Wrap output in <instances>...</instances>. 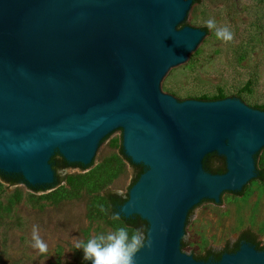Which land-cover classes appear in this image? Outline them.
<instances>
[{
    "label": "water",
    "instance_id": "95a60500",
    "mask_svg": "<svg viewBox=\"0 0 264 264\" xmlns=\"http://www.w3.org/2000/svg\"><path fill=\"white\" fill-rule=\"evenodd\" d=\"M190 4L0 0V172L52 185L50 159L92 168L122 132L123 154L145 168L118 208L147 224L151 247L136 264H264L246 242L218 261L183 250L195 211L256 185L264 153V111L165 94L207 41L188 26ZM210 154L224 159L223 174L203 169Z\"/></svg>",
    "mask_w": 264,
    "mask_h": 264
},
{
    "label": "rangeland",
    "instance_id": "374dc122",
    "mask_svg": "<svg viewBox=\"0 0 264 264\" xmlns=\"http://www.w3.org/2000/svg\"><path fill=\"white\" fill-rule=\"evenodd\" d=\"M190 7L194 16L188 26L204 31L207 41L192 65L172 75L165 94L181 101L222 92L249 107L263 105L264 0H191ZM210 18L218 27H229L234 39H218L205 24ZM121 135L103 143L92 168L55 171L59 179L73 177L70 183L35 192L0 179V264H80L83 252L75 249L74 238L87 241L125 225L110 219L104 199L108 193L125 197L134 179L133 167L121 154ZM223 162L211 158L208 164ZM258 169H264V153L258 155ZM34 225L48 245L46 254L32 247ZM247 233L264 245V182L240 195L228 194L221 207L209 202L197 209L183 250L192 257L229 252Z\"/></svg>",
    "mask_w": 264,
    "mask_h": 264
},
{
    "label": "clouds",
    "instance_id": "9594fccd",
    "mask_svg": "<svg viewBox=\"0 0 264 264\" xmlns=\"http://www.w3.org/2000/svg\"><path fill=\"white\" fill-rule=\"evenodd\" d=\"M209 30H214L218 39L230 42L234 39V33L227 26L218 27L215 19L205 22ZM100 210L106 211L103 206ZM112 221H121V213L115 211L111 214ZM32 247L40 254L48 251L47 243L39 234V227L32 228ZM76 250H82L83 260L91 261V264H136V256L142 249L151 247L150 237L145 236L141 228L130 229L127 225L92 236L87 241L74 238Z\"/></svg>",
    "mask_w": 264,
    "mask_h": 264
},
{
    "label": "trees",
    "instance_id": "16d2710c",
    "mask_svg": "<svg viewBox=\"0 0 264 264\" xmlns=\"http://www.w3.org/2000/svg\"><path fill=\"white\" fill-rule=\"evenodd\" d=\"M237 96L239 97V94H237ZM224 98H227V97H225V95H223L222 92H219L216 95L212 96V98H208L205 95H202L198 99H194V100H200V101H215V100H221V99H224ZM189 99H192V98L185 97L181 101H183V100H189ZM251 108L264 111V104L263 105H256V106L251 107ZM121 154L124 156V158L128 161V163L134 169V179L132 180V182H131V184L129 186V189H130L135 184V182L138 180L139 176L145 171V168L142 165H135V164H133L130 161V159H128L127 157H125V155L123 154V151H121ZM207 158H219V157L216 154H210V155H208ZM223 161H224V159H223ZM50 164H51V167H52V169L54 171V176H55V171L56 170H64V169L72 168V167H77V168L82 169V170L84 169V167L81 166V165H79V164H70V163H67L61 157L58 158V159H55V158L50 159ZM203 169L205 170V172H208L210 174H223L226 171L225 170V163L224 162H223L222 166H219V167H211L208 164V162L206 161L203 164ZM255 172H256V177L254 179H257L259 182H262L263 183L264 182V169H255ZM0 179L3 182H5V183H7L9 185H15V184H18V183H23L29 189H31V190H33L35 192H38V191H45L47 189L53 188L56 185H59L61 182H65L66 181L67 183H70V182H72L71 180L73 179V177H66L64 179H59V178H57L55 176L54 183L52 185L40 186V187H32V186H29L18 175H5V174H3V173L0 172ZM241 192H242V190L239 191V192H229V193H232L234 195H240ZM127 198H128V194L125 197H121V196H118V195L113 194V193H108V194H105L104 195V199H105L106 205L108 207V215H109V217L111 216V214L113 212L118 211V208L127 200ZM190 212L191 211H189L188 214H190ZM121 221L125 225H127L129 228H131V229H136V228L143 229L144 232H145V234H146L147 224H146L145 221L141 220L139 217L134 216V217H131L129 219H125V218H123L121 216ZM241 242L249 243L250 245L254 246L256 250L264 251V245L263 246L260 245V243L256 241V237L254 235L247 233V234H243L239 238V240L235 244L234 248H232L229 252L226 251V252H222V253H218V254H210L209 253V254L204 255V256H195V257L193 256V258L195 260H202V261H207V260L218 261L223 253H233V252L237 251V249L239 247V244ZM86 262L87 261L83 260L80 264H86Z\"/></svg>",
    "mask_w": 264,
    "mask_h": 264
},
{
    "label": "flooded vegetation",
    "instance_id": "af4514ba",
    "mask_svg": "<svg viewBox=\"0 0 264 264\" xmlns=\"http://www.w3.org/2000/svg\"><path fill=\"white\" fill-rule=\"evenodd\" d=\"M202 261V260H201Z\"/></svg>",
    "mask_w": 264,
    "mask_h": 264
}]
</instances>
